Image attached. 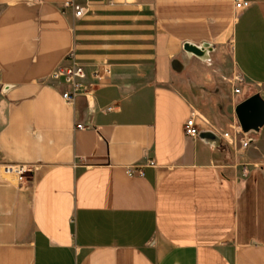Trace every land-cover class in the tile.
Segmentation results:
<instances>
[{"label": "crops", "instance_id": "1", "mask_svg": "<svg viewBox=\"0 0 264 264\" xmlns=\"http://www.w3.org/2000/svg\"><path fill=\"white\" fill-rule=\"evenodd\" d=\"M116 1L72 28L61 0H0V163L36 168L26 190L0 178V264H264V127L244 153L184 133L193 112L201 131H231L240 103L264 100V0ZM185 43L212 44L211 60ZM226 47L254 90L231 121ZM74 50L94 94L70 105L48 78Z\"/></svg>", "mask_w": 264, "mask_h": 264}, {"label": "built area", "instance_id": "2", "mask_svg": "<svg viewBox=\"0 0 264 264\" xmlns=\"http://www.w3.org/2000/svg\"><path fill=\"white\" fill-rule=\"evenodd\" d=\"M233 2L237 12H243L252 5L248 0H233ZM60 9L64 15L70 16L72 28H76L91 13L92 3L91 0H61ZM111 73V63L104 61L99 65L98 70L94 72L93 77L98 81H102L109 78ZM88 76V65L79 59L77 51L74 50L68 55L65 62L54 70L48 81L60 89L64 102L73 105L80 96H92L94 94V91L87 89ZM235 93L239 95L240 91L236 90ZM107 111H111V108H108ZM197 117L196 113L193 112L186 121L184 133L187 137L198 139L201 129L197 125ZM203 122L208 124L206 121ZM77 128L79 130L85 129L82 125H78ZM215 132L221 139L235 148L238 153H244L253 146V142L248 136L249 133H244L238 124L232 125L231 131L215 130ZM145 159L147 166L156 167L154 160L147 159V157ZM142 168L143 166L129 167L127 168V174L130 176H143ZM35 169V166L32 165L0 163V178L10 180L26 190L29 188V178ZM249 173V166L244 165L243 177L248 176Z\"/></svg>", "mask_w": 264, "mask_h": 264}, {"label": "water", "instance_id": "3", "mask_svg": "<svg viewBox=\"0 0 264 264\" xmlns=\"http://www.w3.org/2000/svg\"><path fill=\"white\" fill-rule=\"evenodd\" d=\"M121 1L118 0L116 3H120ZM183 50L188 59L196 58L202 62H209L215 47L208 43L201 45L185 43ZM186 67L187 64L179 59L172 61V69L176 73H182ZM235 114L244 133H258L264 127V100L259 94H256L240 103L235 108ZM198 138L210 145L218 146L221 143L220 137L210 130L201 131Z\"/></svg>", "mask_w": 264, "mask_h": 264}, {"label": "rangeland", "instance_id": "4", "mask_svg": "<svg viewBox=\"0 0 264 264\" xmlns=\"http://www.w3.org/2000/svg\"><path fill=\"white\" fill-rule=\"evenodd\" d=\"M92 3V11L89 14L87 18H85L84 23L87 21L90 22L92 19L98 18L100 15L108 12L109 9L114 8L112 7V0H91ZM108 8V9H107ZM107 10V11H106ZM133 19V18H132ZM116 22H123L122 19L120 21L116 19ZM138 29H135L134 32H138ZM149 31L151 32H156V29H150ZM117 47L116 44H112L111 46ZM130 50L138 51L139 49L132 48ZM142 50V49H141ZM111 63L109 60H103ZM219 72H220V77L219 81L222 84L223 83V89L219 90V95H221V98L224 100L223 103L220 105V114L219 116L223 119H226L227 121H231L233 115L228 112V108L236 104L244 98L246 95H251L254 90L247 85L246 81L244 78L239 74V72L236 70L235 66L232 63L231 59V53H230V48L226 47V50L224 52V57L222 60L219 61ZM236 90L240 91V94L237 95L235 92ZM235 116V113H234ZM219 118L216 117L215 119V124L217 126H220L219 123ZM206 127H209V125H206Z\"/></svg>", "mask_w": 264, "mask_h": 264}]
</instances>
